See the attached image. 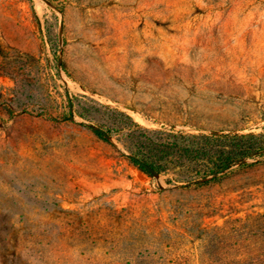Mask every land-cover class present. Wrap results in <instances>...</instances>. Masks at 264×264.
<instances>
[{
    "label": "rangeland",
    "instance_id": "rangeland-1",
    "mask_svg": "<svg viewBox=\"0 0 264 264\" xmlns=\"http://www.w3.org/2000/svg\"><path fill=\"white\" fill-rule=\"evenodd\" d=\"M111 109L264 147V0H0V264H264V154L143 170Z\"/></svg>",
    "mask_w": 264,
    "mask_h": 264
},
{
    "label": "trees",
    "instance_id": "trees-1",
    "mask_svg": "<svg viewBox=\"0 0 264 264\" xmlns=\"http://www.w3.org/2000/svg\"><path fill=\"white\" fill-rule=\"evenodd\" d=\"M108 111L107 106H101ZM83 114V113H82ZM113 123L95 127L99 136L125 131V147L131 161L146 170L166 171L169 167L185 171L199 184L216 178L221 169L245 158L263 155L260 134L197 133L173 129H147L134 123L124 112L111 109ZM252 164V163H250Z\"/></svg>",
    "mask_w": 264,
    "mask_h": 264
}]
</instances>
